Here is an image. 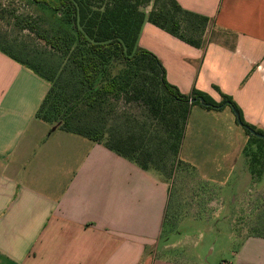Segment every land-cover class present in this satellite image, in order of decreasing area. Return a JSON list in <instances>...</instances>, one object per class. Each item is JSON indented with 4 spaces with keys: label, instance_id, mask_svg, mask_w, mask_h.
Wrapping results in <instances>:
<instances>
[{
    "label": "crops",
    "instance_id": "1",
    "mask_svg": "<svg viewBox=\"0 0 264 264\" xmlns=\"http://www.w3.org/2000/svg\"><path fill=\"white\" fill-rule=\"evenodd\" d=\"M177 1L210 18L206 46L149 22L139 45L182 93L197 89L220 102L218 87L264 131V0ZM49 90L45 78L0 51V264H187L161 254L172 250L170 238L162 243L170 184L104 144L37 119ZM238 238L225 264H264V237Z\"/></svg>",
    "mask_w": 264,
    "mask_h": 264
},
{
    "label": "trees",
    "instance_id": "2",
    "mask_svg": "<svg viewBox=\"0 0 264 264\" xmlns=\"http://www.w3.org/2000/svg\"><path fill=\"white\" fill-rule=\"evenodd\" d=\"M33 1L60 14L71 27L70 32L49 40L64 59L60 69L51 71L22 57L8 40L0 38L1 52L50 83L37 119L104 144L143 170L159 172L153 151L143 139L133 133H113L106 138L101 123L92 117L101 114L111 101L137 103L146 108L178 159L192 108L200 105L219 110L218 106L227 104L238 112L241 126L252 142L258 143V152L246 151L252 166L260 164L264 168V146L260 142L264 139L252 134L255 131L264 135V131L245 120L231 96L218 87L220 102L197 89L182 93L168 82L160 59L139 45L143 27L149 22L195 48H204L209 17L185 9L177 0H60L58 4Z\"/></svg>",
    "mask_w": 264,
    "mask_h": 264
},
{
    "label": "rangeland",
    "instance_id": "3",
    "mask_svg": "<svg viewBox=\"0 0 264 264\" xmlns=\"http://www.w3.org/2000/svg\"><path fill=\"white\" fill-rule=\"evenodd\" d=\"M70 31L60 14L33 0H0V38L45 71L64 63L49 40ZM92 118L101 123L106 138L133 133L152 149L160 169L156 172L170 184L162 243L170 238L172 250L161 253L164 257L187 264L231 263L240 247L238 237L264 236V168L252 166L246 152H258V143L230 106L192 108L178 159L146 108L137 103L111 101Z\"/></svg>",
    "mask_w": 264,
    "mask_h": 264
},
{
    "label": "water",
    "instance_id": "4",
    "mask_svg": "<svg viewBox=\"0 0 264 264\" xmlns=\"http://www.w3.org/2000/svg\"><path fill=\"white\" fill-rule=\"evenodd\" d=\"M199 100H200V102H201L203 105H206L204 98H200ZM226 105H227V104H222V105L218 106L217 108L222 109V108H224ZM234 111H235V110H234ZM235 113H236V117H237V121H238V123H239L240 125H242L241 118H240L238 112L235 111ZM55 128H56V127H55ZM55 128H54V129H55ZM252 134L255 135V136H257V137H259V138L264 139V135L258 134V133H256L255 131H252Z\"/></svg>",
    "mask_w": 264,
    "mask_h": 264
}]
</instances>
